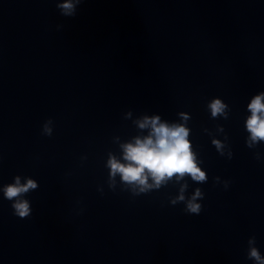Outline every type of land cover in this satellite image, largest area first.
Instances as JSON below:
<instances>
[{
	"label": "clouds",
	"instance_id": "1",
	"mask_svg": "<svg viewBox=\"0 0 264 264\" xmlns=\"http://www.w3.org/2000/svg\"><path fill=\"white\" fill-rule=\"evenodd\" d=\"M83 0H56V6L61 15L73 17L76 15L77 7ZM207 109L210 111L211 118H228L229 106L221 98H212L207 103ZM227 109V111H226ZM247 116L244 126L248 133L246 145L254 148L260 143H264V91L255 95L247 105ZM182 123H168L162 121L160 116H143L136 121L139 129L147 130L145 136H135L130 142L122 143L121 158H117L111 152L108 153V159L105 167L108 169L109 187L114 188V181L119 175L121 182L130 187L134 195L147 193L152 189H159L161 185L174 177L177 180L190 177L197 183H206L208 177L205 171H202L197 155L194 153L192 143L189 139L190 129L186 126L188 115L180 113ZM53 121L48 119L42 127V133L51 136L53 132ZM217 130L223 132V127L218 126ZM227 136H225V141ZM217 152L223 156L224 142L218 139L212 140ZM232 152H229V159ZM259 159V154H257ZM202 163V161L200 162ZM151 179L152 183H149ZM22 177L16 175L13 182L0 186V192L3 198L12 202L13 214L21 219L28 218L32 213L31 202L26 199V195L38 188V182L31 177ZM218 181L219 177H215ZM228 182H225L227 188ZM187 184L180 188V194L172 201L184 202V211L189 214L198 215L202 211V204L197 200H202L204 193L200 188H196L190 197L185 196ZM102 191V190H101ZM247 258L254 264H264V255H262L256 245V238L252 236L248 239Z\"/></svg>",
	"mask_w": 264,
	"mask_h": 264
}]
</instances>
